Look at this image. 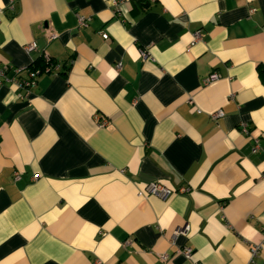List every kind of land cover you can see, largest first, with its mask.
<instances>
[{"label":"crops","instance_id":"obj_1","mask_svg":"<svg viewBox=\"0 0 264 264\" xmlns=\"http://www.w3.org/2000/svg\"><path fill=\"white\" fill-rule=\"evenodd\" d=\"M259 64L264 0H0V264H264Z\"/></svg>","mask_w":264,"mask_h":264},{"label":"built area","instance_id":"obj_2","mask_svg":"<svg viewBox=\"0 0 264 264\" xmlns=\"http://www.w3.org/2000/svg\"><path fill=\"white\" fill-rule=\"evenodd\" d=\"M112 1H113V3H116V0H112ZM78 22H79V25H83L85 23V20H84L83 17H79L78 18ZM101 35H102L103 38H107L108 37V35L105 32H101ZM198 35H199V33L197 32L195 34V36H198ZM35 47H36V44H35L34 41L28 42L24 46L25 50H27V51H31V50L35 49ZM141 54L143 55V57L146 56V53H144L143 51L141 52ZM44 57L47 58V55L44 54ZM119 66H120V64H118V67ZM46 68L50 69V67H46ZM6 69H7V66L0 67V76H2L4 74ZM22 70H26L28 75H27V77L25 79H21V80L20 79L19 80L15 79V81H14L15 84L18 87H24V88L32 86L35 83L36 76H37V74L39 73L40 70L38 68H35V69L31 68L30 69V68H27V67H18L14 71H15V73H18V72H20ZM216 77H217V75L215 73H212L209 76L203 78V83L206 84V83L216 79ZM17 176H18V174L15 173V177H17ZM145 191H147V193H151V194H154V195H157V196H160V197H165L166 195H168L171 192V189L163 186L162 184H160L158 182H152V183H150L147 186ZM185 230H186V226L182 230H175V232L173 233V237L178 232H181V231L183 232ZM262 237H264V231H262ZM257 249H258L257 246L252 248L251 249V254L254 255L257 252ZM180 253L183 256H185L186 258H189L191 253H192V248L189 247V246H186V247H184V248H182L180 250ZM163 258H164V256H163ZM249 264H251V263H249Z\"/></svg>","mask_w":264,"mask_h":264},{"label":"trees","instance_id":"obj_3","mask_svg":"<svg viewBox=\"0 0 264 264\" xmlns=\"http://www.w3.org/2000/svg\"><path fill=\"white\" fill-rule=\"evenodd\" d=\"M52 64H54V62L51 58L49 57L46 58L44 56H41V58L34 60L31 63L30 67L32 69H35V68L42 69L45 67H51ZM257 74H258L260 81L264 83V64H259L257 66Z\"/></svg>","mask_w":264,"mask_h":264}]
</instances>
